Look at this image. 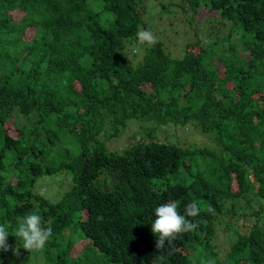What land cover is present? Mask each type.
Returning a JSON list of instances; mask_svg holds the SVG:
<instances>
[{
  "label": "trees",
  "instance_id": "16d2710c",
  "mask_svg": "<svg viewBox=\"0 0 264 264\" xmlns=\"http://www.w3.org/2000/svg\"><path fill=\"white\" fill-rule=\"evenodd\" d=\"M102 2L112 22L89 0H0V223L11 232L17 217L36 212L52 228L42 251L21 248L16 259L151 264L153 209L175 200L181 214L190 201L201 205L186 217L200 226L175 241L165 264H264V0H181L190 21L205 12L221 20L212 26L229 25V36L210 48L188 42L182 57L157 39L136 65L124 48L146 25L145 3ZM132 118L199 121L217 131L220 147L150 140L108 150L102 134L120 135ZM62 171L71 186L53 202L36 184ZM253 197L260 208L243 215L254 222L241 224L238 201ZM11 254L0 251V264H11Z\"/></svg>",
  "mask_w": 264,
  "mask_h": 264
},
{
  "label": "rangeland",
  "instance_id": "374dc122",
  "mask_svg": "<svg viewBox=\"0 0 264 264\" xmlns=\"http://www.w3.org/2000/svg\"><path fill=\"white\" fill-rule=\"evenodd\" d=\"M145 3V10H143V19L146 21V25H141L140 29H146L153 32L157 39H161L168 52L172 57H182L185 52L188 42L193 43L197 40H203V44L211 47L212 43H216L217 39H223L229 36V25H215L216 21H221L219 18L204 19L205 12L199 13L195 19L201 18L202 21L197 23L195 20L189 19L192 14L189 10H184L179 5L181 0H143ZM89 5L100 12V18L106 22H112L115 18V14L109 10H102V0H89ZM17 17H21L23 13H15ZM212 20V21H211ZM228 22V21H227ZM214 28L216 30H214ZM214 32V33H211ZM234 37L240 36L242 38V31L234 32ZM235 41L239 42L238 38ZM242 43V40L240 44ZM225 47V45L223 44ZM222 46V47H223ZM148 45L139 44L137 38H133L127 41L124 48V54L127 56L130 63L133 65L138 64L141 61L148 49ZM238 51H242L241 55H246L243 47L237 45ZM196 125L182 126L171 125L159 126L155 122H151L144 119L132 118L128 121L126 129L118 136L108 137L102 134V139L105 142L108 150L121 152L125 146L137 142L155 140L158 142L175 143L182 147L200 148L211 147L219 148L218 133L216 130H203L200 127L199 121H194ZM63 132L70 131L71 125L64 124ZM152 129L156 131L150 135L149 132ZM64 133V134H65ZM66 135L62 149L64 150L69 146L70 140ZM57 151L60 150L58 145ZM60 150V151H61ZM59 151V152H60ZM69 182L67 183L68 179ZM72 182V175L70 172L62 171L53 175H44L38 179L36 184L37 191L43 193L47 198L53 202L59 200L63 192L70 188ZM255 197V196H254ZM248 202L246 199L238 201L239 205V221L241 224L251 225L254 222L253 217L243 215L246 212H253L260 208V204L254 199ZM245 211V212H244ZM260 225L264 226V212L261 213ZM236 232V230L234 231ZM233 232V233H234ZM232 235V233H231ZM85 240V239H83ZM87 240V239H86ZM85 245V241L78 243L80 249ZM76 250V248H75ZM11 264H20L15 256L11 254ZM30 264H47L40 258H35Z\"/></svg>",
  "mask_w": 264,
  "mask_h": 264
},
{
  "label": "clouds",
  "instance_id": "9594fccd",
  "mask_svg": "<svg viewBox=\"0 0 264 264\" xmlns=\"http://www.w3.org/2000/svg\"><path fill=\"white\" fill-rule=\"evenodd\" d=\"M136 38L141 45L153 46L157 43L153 32L143 28L136 32ZM204 210L213 211L211 206ZM153 211L155 219L151 223V232L158 237L155 242L158 252L151 260V264H165L167 259L165 253L171 254L175 241L185 233L194 232L200 226V222L186 217L199 216L202 208L198 202L190 201L184 205V214H181L178 202L173 200L155 206ZM10 234L17 238L15 246L8 243ZM51 236L52 228L44 226L41 215L36 212L26 213L22 217H17V227L14 231L10 232L6 224L0 223V251L5 253L11 251L15 257L21 255V248L28 253L42 251ZM204 264H216V261L209 258Z\"/></svg>",
  "mask_w": 264,
  "mask_h": 264
}]
</instances>
